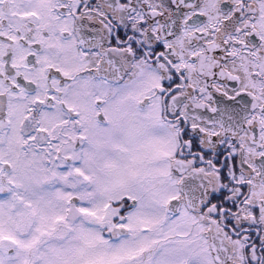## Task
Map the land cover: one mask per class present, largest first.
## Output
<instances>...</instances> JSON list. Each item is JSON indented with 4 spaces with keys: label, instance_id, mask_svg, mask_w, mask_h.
Here are the masks:
<instances>
[{
    "label": "flooded vegetation",
    "instance_id": "af4514ba",
    "mask_svg": "<svg viewBox=\"0 0 264 264\" xmlns=\"http://www.w3.org/2000/svg\"><path fill=\"white\" fill-rule=\"evenodd\" d=\"M128 128L147 134L139 196L108 198L98 235L131 237L161 186L172 231L153 253L175 244L182 264H264V0H0V264L99 262L87 241L80 263L77 195L64 200L71 217L48 223L45 196L63 189L38 191L31 153L60 178H89L97 154L108 166L122 146L94 152L91 135Z\"/></svg>",
    "mask_w": 264,
    "mask_h": 264
},
{
    "label": "rangeland",
    "instance_id": "374dc122",
    "mask_svg": "<svg viewBox=\"0 0 264 264\" xmlns=\"http://www.w3.org/2000/svg\"><path fill=\"white\" fill-rule=\"evenodd\" d=\"M128 107H132V104H128ZM133 117H136V114ZM134 130L133 128H128V130L123 131L101 130L96 133L94 132L91 135L93 139L91 144L96 147L94 152L98 153L103 141L108 139L118 142L122 141V146L119 148L120 152L117 153V156L111 160L108 166L103 162H99V154H97L95 156L96 160H94L95 166L93 167L92 175H89V178H82L80 180L76 179L72 173H63L62 178H60L54 165L44 164L43 154L40 152L35 153L32 150L31 171L38 177L40 176L39 179H36L38 191H41V188L59 187L63 189V192L71 193L65 195L62 191H55L57 194L52 195V191L49 190L47 192L49 194H46L45 197H47V203L49 204L48 223L53 224L54 222L52 221L65 220L71 217V215L65 216L63 214L65 208L64 200L70 195H77L79 197L81 206L80 224H86L89 230L86 229L84 233L86 235V242H81L80 263L87 261L90 244L95 251L96 261H99L96 264H109V261H112V263L116 261L117 264H122L120 260L124 263L126 260L130 258L135 259L137 256H139L140 264H182V261H184L183 253L185 252L182 251L180 245L165 244L159 251L153 253L154 249L157 250L154 246L155 243L168 238L171 234L170 231H172V223L161 216L159 206L157 205L159 200H154L156 194L161 198L164 191H166L161 186L155 190L149 188L153 205L140 201L139 206L133 212V218L130 223L133 226L134 232L131 237L122 239L119 244L114 245L108 244L97 233L99 229H103L107 221V209L104 207V203L108 198L115 199L123 194L139 196V141L144 142L147 134L142 135L140 130L139 134H137L138 132ZM37 139L40 140L41 138L38 137ZM125 141H128V144ZM111 152L112 154H116L115 150ZM92 164L94 163H90L89 166H92ZM31 186H35V180L31 181ZM39 197L40 195L34 194L32 190L31 201L39 203ZM41 197L43 198L44 195H41ZM35 198L37 199L35 200ZM56 203L61 204L59 212L56 211L57 218L51 217L53 210L50 208ZM88 209H92V213L90 216H85ZM156 217L159 220L156 221ZM151 227L154 231H151ZM55 229L56 226L52 228L53 231ZM87 241H90L89 245ZM189 264L204 263L192 258Z\"/></svg>",
    "mask_w": 264,
    "mask_h": 264
}]
</instances>
